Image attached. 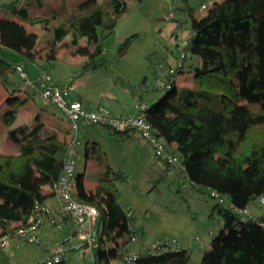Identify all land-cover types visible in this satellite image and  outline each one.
Wrapping results in <instances>:
<instances>
[{
	"label": "trees",
	"instance_id": "obj_1",
	"mask_svg": "<svg viewBox=\"0 0 264 264\" xmlns=\"http://www.w3.org/2000/svg\"><path fill=\"white\" fill-rule=\"evenodd\" d=\"M32 6L33 2L14 5L12 12L31 20L28 10ZM127 10L128 0H84L70 14L65 33L94 42L92 55L79 65V75L65 85L106 64L104 41ZM182 10L191 18L185 57L180 59L173 50L153 51L147 56L148 72L138 83L124 78L118 81L135 101L148 106L147 119L168 152L179 156L180 172L188 186L218 195L222 227L200 264H264V0L215 1L202 16L196 15L189 0H182L177 12ZM47 12L42 19L45 27L51 15H56L53 9ZM8 24L9 20L0 18V26ZM136 36L125 39L120 56L127 53ZM33 61L31 55L5 50L0 43V80L16 105L3 114L8 125L16 119L18 107L29 102L16 96L24 87H31L19 77L16 66L23 65L33 78L42 74L31 71ZM53 67L49 61L41 68L48 73ZM185 73L194 75L192 82L178 88L177 78ZM38 118L39 114L34 116L38 122L34 126L24 124L10 130L11 135L20 136L17 155H0V240L6 236L25 239L17 233L19 225L28 224L37 201L44 203L38 187L23 184L30 165L54 187L68 159L71 142H61L57 132L42 136L44 124ZM107 128L122 139L131 133ZM172 142L177 148L170 146ZM158 159L161 166L148 178L155 184L168 179L175 167L166 158ZM120 181L129 182L125 172L108 167L98 179L96 194L81 196L98 210V262L107 255L123 262V248L138 233L132 210L120 202ZM251 207L259 212H244ZM15 222L20 224L15 227ZM115 239L117 246H110ZM189 258L190 251L180 247L159 252L148 249L138 253L134 264H186ZM0 264H12L1 244ZM57 264L68 263L63 259Z\"/></svg>",
	"mask_w": 264,
	"mask_h": 264
},
{
	"label": "rangeland",
	"instance_id": "obj_2",
	"mask_svg": "<svg viewBox=\"0 0 264 264\" xmlns=\"http://www.w3.org/2000/svg\"><path fill=\"white\" fill-rule=\"evenodd\" d=\"M12 1L0 0V7L4 8L3 11L0 10V18L10 16L14 5L21 6L18 0L13 3ZM56 1L57 12L55 11L54 18L51 15L48 27L42 23L48 12L31 14V20L22 15L20 19L9 20L8 25L0 26V43L5 50L31 55L34 60L31 63V71L44 73L46 71L42 70V65L49 61L53 62L54 67L48 73L59 81L60 85H65L79 75V65L92 55L94 39L77 38L65 33L64 24L70 14L76 11L80 0ZM189 1L195 7L196 15L202 16L215 0ZM181 5L182 0H128V10L118 20L115 32L104 41L102 55L106 64L77 78L76 90L70 94V97L73 98L81 93L88 105L92 107L101 105V112L112 117L133 115L134 99L118 80L124 78L132 83H138L148 72L147 56L153 51L166 53L173 50L176 56L180 55L191 34V18L188 11L177 12ZM203 5L206 7L204 8ZM170 12H174L175 18L168 20L166 16ZM177 26L179 28L175 37ZM132 35H137L136 39L129 46L127 53L120 56L121 45ZM192 75L185 73L179 76L177 81L180 84ZM1 86L0 84V114L10 110L14 105L12 102L14 97L6 95ZM31 100L33 108L43 110L45 115L51 117L45 118L40 115L38 121H43L53 128H56L54 125L69 126L65 113L57 106L47 104L40 94H36ZM124 111H127V114ZM120 113L124 115L118 116ZM32 116L31 110L26 108L12 124L30 122ZM50 120L54 121V125ZM8 129L2 126L0 121V136L3 139H5L4 132ZM12 136L17 138L16 135L9 137V144L13 146L15 139ZM79 138L81 146L76 158L77 173L83 172L85 163L90 165L93 162L99 166V169L91 167L89 179H93L98 171H105L108 167L113 171L123 170L129 178V182L118 183L121 191L120 202L125 209L132 210L133 214H131L135 218L134 227L138 228L137 241L128 245V251L134 253L140 249L151 248L159 239L173 240L178 247L190 251V258L186 264H200L204 253L209 250L213 238L222 227L219 207H216L218 199L188 186L187 179L180 172L179 166L173 167L170 177L159 184L149 181V175L153 172L150 166L157 168L161 165V161L155 156L152 147L134 131L129 137L122 139L112 135L106 126L97 125L90 126L85 132L81 131ZM3 143L0 141V145ZM32 170L33 166L30 165L29 176ZM38 183L41 184L40 181L35 180V184ZM251 212L256 214L259 211L256 207H251ZM44 219L49 220L48 217ZM75 221L80 225L76 217ZM75 221H70L68 226L60 229L58 226L55 228L45 223L44 232L51 231L58 240H66L67 238L64 237L68 228L72 227ZM59 232L63 235L61 239ZM115 233L119 232L115 231ZM43 238L39 240L38 237V243L18 237L10 239L6 252L10 255L12 264L41 262L47 242ZM116 243L115 239L109 245L114 246ZM66 254L69 264H99L94 263L93 254L90 253L82 254L75 250L64 255Z\"/></svg>",
	"mask_w": 264,
	"mask_h": 264
},
{
	"label": "built area",
	"instance_id": "obj_3",
	"mask_svg": "<svg viewBox=\"0 0 264 264\" xmlns=\"http://www.w3.org/2000/svg\"><path fill=\"white\" fill-rule=\"evenodd\" d=\"M205 8L206 6L203 5ZM175 18L174 12H170L166 19ZM185 57L183 49L180 53V59ZM19 77L25 84L33 87L46 103L60 108L68 118L69 127L74 134L73 140L70 143L68 159L65 163L64 170L53 190L58 197L61 209L64 213L73 215L77 218L81 229L78 237L82 240L86 248L96 250L99 247V238L97 233V217L98 210L93 205L80 200L76 193L77 183V155L81 146V140L78 137L79 132L86 126L101 125L113 128L119 132H137L153 149L157 158H166L168 162L177 167L180 164L179 156L172 155L168 152L167 144L161 139L153 125L147 119L146 104H138L135 114L124 117H112L104 114L99 110L86 109L78 100H72L70 94L75 89L73 83L70 85H60L49 73H42L31 78L23 65L16 66ZM212 196L217 198L216 193ZM220 202L223 199L219 198ZM264 204V199H261ZM245 213L248 210L244 211ZM45 217H51V208L40 201H37L32 210V216L27 225L19 226L17 233L24 237L27 241L37 243V232L43 224ZM51 222L55 220L51 217ZM137 235H132L128 244L123 248L122 259L124 264H134L138 259V253L128 251V245L136 242ZM9 238L6 236L0 240L2 247H6ZM65 241L52 248L47 256L43 259L44 264H57L63 260L64 254L70 250L71 246ZM169 247H178L173 240H157L150 248L152 251H165Z\"/></svg>",
	"mask_w": 264,
	"mask_h": 264
},
{
	"label": "crops",
	"instance_id": "obj_4",
	"mask_svg": "<svg viewBox=\"0 0 264 264\" xmlns=\"http://www.w3.org/2000/svg\"><path fill=\"white\" fill-rule=\"evenodd\" d=\"M15 1H17V0H13L12 3L15 2ZM18 1L21 3V6L23 4H26L27 2H33L35 4V6H32L28 10V14L30 16H31V14L33 15L36 12H40V13L41 12H44V13H46L48 11V9H53V10H55L57 12V5H56L57 1L56 0H27V1H25V0H18ZM83 1L84 0H80L79 2L81 3ZM217 1H220V0H217ZM38 4H40L41 6H39ZM0 10L3 11L4 8H1L0 7ZM21 16H22L21 14H13V12H12V14L10 16H8L7 18H2V19H6V20L20 19ZM193 62L196 63L197 62V59H194ZM30 66H32V65L30 64ZM32 71H35V73H37V70H32ZM193 77H194V75H192L191 78H188L187 81H185V82L183 81L180 84L177 81V87L178 88H181V87L190 85L191 82H192ZM56 82L59 83V81H56ZM0 84L2 85L1 88L4 90V92L6 93V95L7 94L9 95V92L5 89V87L3 86L1 80H0ZM73 85L75 87L74 90H76V87H77V81L76 80L73 82ZM19 93H17L16 96H18L19 98H21L22 95H24L23 98H21V99L28 98L29 102L27 104H25V105H22V106L18 107V115H17V117H16L15 120H17L19 118L21 112L24 109H26V108L31 110V113H32L33 116H32V120L30 122L29 121L28 122H24L23 124H28V125H31V126H34L35 124H37L38 123L37 121L36 122H32V121H34V116L37 115V114H39V116L41 115L42 117H45V118H49L50 117V116L45 115V113L43 112V110H39L37 108H33V105L31 103L32 102L31 99H33L34 96L36 94H38V93H35V91L33 90L32 87L29 88V87L26 86V87H24L23 92H19ZM78 98L81 99V102H82L83 106L86 109L102 111L101 105H98V106H95V107H92V106L88 105L86 99L84 98V96L81 93L77 94L75 97H73L71 99L72 100H79ZM13 100H14V98H13ZM12 102H13L14 105L10 109H14L16 107L14 101H12ZM138 104L139 103L134 100V110H133V113L134 114L137 111V105ZM4 112L2 114H0V121H1L2 126H6L9 129L7 130V132H4L5 133V139H3L0 136V141L1 142H4L3 143L4 146L3 145H0V155L1 154H5V155H12V156H14V155H17L18 154V139L20 138V136L17 135L16 136L17 139H15L14 136H12L15 139V141L13 142L15 144L12 146L11 144H9V142H10L9 137L11 136L10 130L11 129H14V128L20 126V125H23V124H19L18 125L16 123H13V124L11 123L10 125H8L7 122L3 118ZM124 113L127 114V111H124ZM122 114L123 113H120V114H118V116H121ZM50 121L54 125V121L53 120H50ZM42 123L44 124V127L41 130V132H40L42 136H47L50 133L57 132V133H59V140L61 142L70 143L73 140L74 134L71 131V129H70L69 126H60V127H58L57 125H54L56 128H53V127H49L48 124H46L43 121H42ZM13 125H15V127H13ZM90 126H96V125H90ZM90 126H86L81 131H84V132L87 131V129ZM59 128H62V129H59ZM80 132L78 134V137L80 135ZM131 133H130V135H131ZM170 146L172 148H174V149L177 148V144L175 142H172L170 144ZM86 156H87V152L85 154V157ZM158 165H159V162L157 163V166ZM160 166H158L157 168H159ZM91 167H93L95 169H99V166L96 163L91 162L90 165H88L87 163H85L83 172L82 173H77V183H76L75 193H76L77 197L80 200H81V198L84 195L85 196H94L96 194V187H97L98 179L101 177V175L104 172V170L103 171H98L95 174V177L93 179L92 178L89 179L90 172L92 171V170L89 171V169ZM150 168H152V170H155L156 169V168L151 167V166H150ZM88 171H89V173H88ZM35 180L37 182L40 181L41 184L38 183V185H36L35 184ZM23 184L25 186H36V187H38L42 191V194L44 196V203L47 204L51 208V211H52L51 217L55 220L54 222H51V219H50L51 217L48 218L50 221L47 220V219L46 220L44 219L43 220L44 225L41 226V228L37 232V238L39 237V240H40V238L44 237L43 240H46L47 241L45 243V246H44V253L42 255L41 261H43V259L47 256V254L49 253V251L52 248H54L55 246H57V245L65 242V241H69L68 243L70 244L71 248H70V250L67 251L68 253L71 252V251L78 250L82 254H86V253H90L91 255L93 254V261H94V263H99V264H102V263L103 264H122L121 260L117 259L114 255H109V256L107 255V257H105L100 262H98L96 260V258H95L96 250H90V249L86 248V246L84 245V243L82 242V240L78 237L79 232H80V229H81V226L78 225V224H76L75 217L73 215L66 214V213H64L62 211L60 201H59L58 197L55 195L54 190H53V187L49 183V179L41 176L35 170L34 167H33V170L31 172L30 176H28V177H26L24 179ZM248 211L251 212V208ZM72 220H74L75 222H74V225L72 227L68 228V232L66 233L67 235H66V237H64V238H67L66 240H62L61 239L63 237L62 232H59L60 233V236H61L60 237L61 240H58L51 231L48 232V233H45L44 232L45 223H48L49 225H51L52 227H55V228H56V226H58V228L60 229L61 227L68 226V224L70 223V221L72 222ZM19 224H20L19 222H15L13 224V226L16 227ZM51 229L52 228H50V230ZM54 233H56V232H54ZM9 241H8V243H9ZM118 242L119 241L117 240V243L114 244V246H117ZM6 246H8V245H6ZM5 249H6V247H5ZM148 249H150V248H144L143 250L140 249V250L134 251V253H139L141 251L148 250ZM7 254H8V252H7ZM8 256L10 257L9 254H8ZM66 257L68 258V254L64 255L63 259L69 264V262L67 261V258Z\"/></svg>",
	"mask_w": 264,
	"mask_h": 264
}]
</instances>
